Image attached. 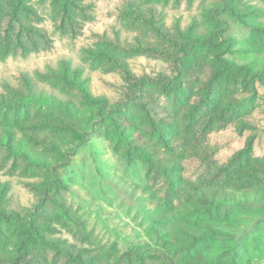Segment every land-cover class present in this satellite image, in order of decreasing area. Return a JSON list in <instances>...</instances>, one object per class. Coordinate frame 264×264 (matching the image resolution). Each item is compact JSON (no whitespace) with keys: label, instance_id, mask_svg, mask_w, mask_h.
I'll use <instances>...</instances> for the list:
<instances>
[{"label":"rangeland","instance_id":"obj_1","mask_svg":"<svg viewBox=\"0 0 264 264\" xmlns=\"http://www.w3.org/2000/svg\"><path fill=\"white\" fill-rule=\"evenodd\" d=\"M6 1L2 0L3 3ZM125 1L81 0L86 6L85 13L75 14V23H70L67 18H61L55 0H24L32 10L30 16H22L23 23L30 25V31L21 32L18 42L14 36L16 26L8 27L5 12L0 11V28L12 31L10 45L0 52V94L7 92V82L18 85V76L24 73L46 93H52L62 101H74L80 107L94 108L98 101H86L70 88L40 79L38 74L66 59L72 66L82 69L88 91L95 99L104 98L113 105L121 99L115 85L125 83V74L107 59H97L87 53L89 49L98 48L122 57L130 71L137 75L171 77L166 54L122 50L102 40L106 37L132 41L136 37L145 39L153 36L144 24L125 12ZM137 1L156 6L163 13L167 27L178 21L182 30L191 29L201 36L217 22L211 18V5L224 0ZM228 7L222 13L218 32L222 35L221 42L229 39L233 46L223 53V57L238 62L247 52L263 61L264 31L261 27H264V0H228ZM213 51L208 47L194 51L202 62V70L196 69L189 76L188 84L181 86L176 94H161L152 84L145 87L146 96L156 105L157 112L153 113L141 104L140 99H136L126 115L141 131L144 130L143 121L153 123V131L142 133L159 149L164 148L165 138L176 137L181 149L175 150L174 157L182 165L186 153L200 145L216 150L214 163L232 161L236 168L264 164V82L244 84L226 75L214 59ZM208 80L213 84L209 91L203 86V81ZM193 103H197L194 110ZM45 119L52 124L30 127L33 121ZM246 119L251 125L245 122ZM80 122L51 105L38 102L15 109L0 108V128L10 126L22 137L29 131L44 133L59 143L55 148L45 147L46 152L62 161L47 169L58 187L57 193L51 196L57 197L74 213L88 238L84 240L78 236L70 224L59 225L57 235L68 244L93 248L106 263L127 253L132 243H147L167 254L174 251L178 245L176 239H188L183 231L194 224L186 206L195 200L193 192L196 187L181 182L190 196H170L168 201L163 198L161 203L160 197L166 187L161 177L152 175L137 155H126L117 135L109 127L96 123L84 125L88 136L85 142L81 141L77 132ZM178 167L174 173L182 174L184 168ZM184 167L188 169L189 162H184ZM42 182V178L25 171L20 160L14 161L0 149V186L7 187L8 208L24 214L38 197L29 184L41 185ZM154 201L161 204V217L171 219L160 222L161 217L152 210ZM262 202L251 207L261 210ZM236 209L235 206L224 207L221 215H236ZM45 213L55 217L51 208H46ZM201 220L209 221L210 218ZM263 222L264 219L252 218L242 225V232L236 234L242 251L250 254L241 264H264V251H257L251 240L252 234L259 236L264 246ZM226 241L227 238H215L197 244L195 250L182 245L176 253L184 264H224L226 256L204 261L200 257L195 263L192 260L199 257L202 249ZM10 248V240L4 237L0 242V254ZM47 252L54 254L53 251ZM54 261L56 264H75L72 261L65 263L61 255L55 256ZM0 264H8L2 261V256Z\"/></svg>","mask_w":264,"mask_h":264},{"label":"trees","instance_id":"obj_2","mask_svg":"<svg viewBox=\"0 0 264 264\" xmlns=\"http://www.w3.org/2000/svg\"><path fill=\"white\" fill-rule=\"evenodd\" d=\"M55 6L61 18H67L70 23H75L74 15L84 14L86 8L81 0H55ZM228 8V0L214 2L211 5L210 14L212 20L217 22L209 28L208 33L199 36L191 29L182 30L178 21L172 27H167L163 13L153 4L126 0L125 12L137 22L144 24L153 36L145 39L136 37L132 41H120L118 38L112 40L106 37H102V40L122 50L135 49L166 54L172 76L137 75L130 71L123 58L117 54L100 48L89 49L87 53L90 56L107 59L112 66L125 74V83L115 85L120 91L121 99L113 105L104 98L95 99L88 91V82L83 77L82 69L72 66L66 59L61 60L58 66L49 67L44 73L38 74L40 79L70 88L86 101H98L94 108L80 107L74 101H62L54 94L46 93L24 73L18 76V85L7 82L5 85L7 92L0 94V108L15 109L31 102H38L51 105L80 120L77 132L83 142L88 136L84 125L96 123L98 126L111 128L117 135V140L121 142L122 151L126 155H137L147 165L152 175L161 177L166 186L165 192L160 197L161 203L163 198L164 201H168L170 196L175 198L190 196V192L184 189L181 182L196 187L193 192L195 200L191 201L189 207L186 206L187 214L194 222L183 231L188 239L177 238L178 245L168 254L147 243H132L127 253L109 263H106L101 254L91 247H77L66 243L57 235L59 225L70 224L78 236L84 240L88 237L84 233L81 221L74 213L57 197L51 196L57 193L58 187L55 182H52V175L47 172V169L62 161L46 152L45 147L55 148L59 146V143L44 133L29 131L27 136L22 137L17 135L10 126H1L0 149L4 155L11 157L14 161L20 160L25 171L32 172L43 180L41 185L29 184L38 197L37 202L24 214L7 207V187L0 186V242L6 237L11 244L9 251L0 254L3 262L56 264L55 256L61 255L65 263L72 261L75 264H184L183 259L176 253L177 248L184 245L195 250L197 244L210 242L215 238H227L228 241L202 249L199 257L193 258V263L200 257L204 261L211 257L226 256L224 264H241L250 256L245 250L242 251L236 240L238 237L236 234H240L242 225L252 218L264 219V164H250L236 168L232 161L214 163L216 150L213 147L200 145L186 153L182 165L180 160L174 157L175 150L181 149L176 137L165 138L164 148L159 149L149 143L142 133L146 130L153 131V123L143 121L144 130L141 131L126 115V111L136 99H140L141 104L151 109L153 113L157 112L156 105L146 96L144 89L147 85H154L161 94L165 95L176 94L181 86L188 84L189 76L196 69L202 70V62L194 54V51L201 47L214 50V59L226 75H231L244 84H251L254 81L264 82V60L259 61L255 55L247 52L238 62L223 57V53L233 46L229 39L221 42L222 35L218 32L222 13ZM0 11L5 12L8 27L16 26L14 36L17 42L20 41L21 32L29 33L30 25L23 23L22 16H30L32 10L25 5L24 0H8L5 3L0 0ZM261 28L264 31V27ZM11 34L12 31L9 28H0V52L10 45ZM212 85L210 80L203 81L207 91L212 88ZM196 106L197 103H193L192 109L194 110ZM165 120L170 122L169 118ZM245 122L251 125L249 119ZM43 124H52V122L48 119L35 120L30 127ZM254 124L252 123V126H256ZM186 161L189 162L190 167L185 170L184 162ZM178 166H181L182 170L184 168L182 174L174 173L179 169ZM199 185L201 187L198 188ZM261 201H263L261 210L252 208L261 204ZM153 204L152 210L161 217V204L159 205L156 201ZM227 206H235L238 213L221 215V210ZM248 206L252 207L248 209ZM46 208L55 211L54 218L45 213ZM204 217H209L210 220L202 222L201 219ZM167 219L171 218L166 216L159 220L165 222L164 220ZM251 236L255 249L264 251L260 237L254 234ZM47 251H53L54 254Z\"/></svg>","mask_w":264,"mask_h":264}]
</instances>
